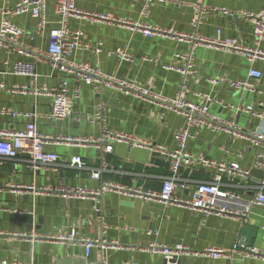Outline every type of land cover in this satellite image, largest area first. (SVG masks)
<instances>
[{
  "label": "crops",
  "instance_id": "obj_1",
  "mask_svg": "<svg viewBox=\"0 0 264 264\" xmlns=\"http://www.w3.org/2000/svg\"><path fill=\"white\" fill-rule=\"evenodd\" d=\"M20 0H0V8L14 5ZM55 0H46L45 16L47 28L42 37L35 32L36 21L27 12L6 16L0 12V31H12L23 43V52L11 47H0V110L10 109L12 117L0 112V129H24L25 113H34L38 129L47 135L66 136L75 139L97 138L99 125L89 120L94 104L104 103L106 125L113 131L131 134L137 139L173 147V134L183 125V116L168 103L148 98L136 90L125 91L117 84L108 85L109 79L135 85L151 91L163 99H171L182 90L187 101L202 103L203 94H210L221 101L211 103L209 111L226 122L218 131L203 128L187 141V150L193 155L236 162L243 168H251L257 154V147L249 140L253 133L264 134V121L246 112L235 113L226 105L242 102L256 109L257 101L264 98V59L249 62L244 53H235L219 47L197 45L194 47L195 77L186 81L181 89L182 77L174 69L166 68L178 64L175 53H186L190 44L171 38L168 34L144 35L130 24L109 22L107 18L81 20L71 18L68 26L80 28L86 47L79 48L69 56L76 62H88L98 67L104 78L99 94L91 86L79 82V96L65 98L61 110L49 117L56 103L55 98L43 92V85L49 90L58 87L67 77L71 93L76 83L72 75L52 71L44 53L49 38L47 32L57 26L54 10ZM143 0H77L76 5L85 11L132 23L138 21ZM202 10L197 28L191 19ZM249 11L264 10V0H154L150 12L144 18L146 24L161 30L197 32L204 38H214L220 29L222 38H230L240 45L253 47V25L242 15H231L221 10ZM264 50V39L260 43ZM120 48L131 55V60L119 59L113 52ZM32 61L38 74L37 81L13 74V63ZM250 67L262 72L255 81L260 93L239 94L231 88L235 79H244ZM217 78L213 84L209 79ZM27 83L28 93L13 91L14 84ZM47 151L58 155L55 171L32 172L23 162L0 160V264H61L69 259L70 264H100L105 258L107 264H163L165 257L147 249V244L156 240L168 246L183 244L202 251L207 247L230 249L240 241L243 224L256 227L251 246L264 248V206H251L247 216L220 217L215 214L203 216L188 207L164 206L159 201L128 197L120 192L102 191L97 203L90 198L64 197L56 192L33 193L20 188L33 183L37 187L81 185L100 189L107 183H119L126 187L159 189L162 178L169 173V161L126 143H115L110 153H103V159L111 170L104 171L98 179L91 178L88 168H79L73 159L80 158L89 167L100 162V152L93 144L49 143ZM224 149L229 152L225 153ZM181 174L189 181H199L211 176L212 171L202 165L182 167ZM262 168H254L247 181L254 185L263 177ZM237 184L243 181H235ZM244 183V182H243ZM242 198L253 196V191H242ZM175 194L186 198L191 190L177 188ZM95 204L99 211L94 209ZM12 213H31V231L26 223L15 220ZM75 229L76 238L102 239L104 247H93L86 255L77 240L63 241L57 237L67 236ZM148 229L158 232L157 236L146 234ZM13 233L25 234L15 236ZM115 243L116 248L110 247ZM176 264H264L263 261L234 255L231 258H211L205 255L181 256Z\"/></svg>",
  "mask_w": 264,
  "mask_h": 264
},
{
  "label": "built area",
  "instance_id": "obj_2",
  "mask_svg": "<svg viewBox=\"0 0 264 264\" xmlns=\"http://www.w3.org/2000/svg\"><path fill=\"white\" fill-rule=\"evenodd\" d=\"M77 0H55L54 10L57 16V26L48 30L49 38L47 51L44 55L50 65L52 71H62L73 76L75 87L69 91L67 86V77L62 78L58 87L49 90L43 85V92L55 98L51 114L52 117L59 113L61 105L65 98H77L79 96L78 83H84L91 86L95 94H99L104 75L98 67L91 66L88 62H76L71 60L69 56L73 51L86 47L83 40V31L80 28L71 29L68 26V20L71 18L81 20H97L107 18L109 22L130 24L132 30L138 28L142 34H168L171 38L180 42H188L190 48L186 53H175V58L178 59V64L167 65L166 68L174 69L182 77L181 89L186 86V81L189 78L195 77L194 69V47L197 45H207L219 47L235 53H244L249 62L257 59H264V50L261 49L260 43L264 39V10L258 13L249 11H229L222 9L223 13L231 15H242L247 18L253 25V47H247L236 43L230 38H222L220 29H217L214 38H204L199 36L195 31L193 33L177 32L172 29L161 30L157 27H152L145 22L144 18L150 12V5L154 0H143L140 10V19L135 23L130 22L126 18L119 19L108 17L107 15L93 13L80 9L76 5ZM163 2H172L173 0H160ZM46 0H20L12 6L0 8V12L6 16L17 15L20 13H29L36 21L35 32L42 37L47 28V20L45 16ZM202 10H198L196 15L191 19L193 27L198 26ZM0 47H11L13 51L23 52L25 46L18 41L17 34L8 30L0 31ZM119 59L131 60L125 50L120 48L113 52ZM13 74L25 76L35 82L38 79L35 63L32 61H16L13 63ZM262 77V72L256 68L250 67L247 72V77L244 79H235L231 82V88L239 94H255L260 93L257 89L255 81ZM209 82L215 84L217 78L209 79ZM117 84L125 88L126 92L136 90L150 96L153 99L170 103L171 106L183 116L182 127L173 134V147H167L162 144L152 143L150 141L137 139L131 134L121 131H113L106 125L104 116V103L98 101L94 104L93 111L89 120L99 125L100 135L97 138H82L75 139L72 137L52 136L42 133L34 120V113H25L27 119L24 129L13 130L10 128L0 129V160L8 159L23 162L25 167L32 172L55 171L58 166V155L54 152L47 151L44 146L49 143H64V144H93L100 152V162L94 167H89L87 163L80 158L73 159V164L79 168H88L91 171V178L98 179L104 171L111 170L112 167L103 159V153H110L115 143H126L134 147L144 148L151 153L160 157L166 158L169 161V173L162 178V184L159 189H147L141 187H126L119 183H107L102 185L100 189H90L85 186L76 185L70 186L59 184L57 186L37 187L33 183L20 186L22 190L33 193L40 192H56L64 197H80L90 198L93 201L98 200L102 191L120 192L128 197H137L145 200L159 201L164 206L175 205L179 207H188L194 211H198L207 216L215 214L220 217H242L245 218L251 206H264V174L263 177L254 185L247 181L251 178V172L254 168H262L264 170V134L253 133L249 138L251 144L257 147V154L251 168H243L238 163H227L223 160L208 158L204 155H193L187 150V141L195 137L203 128H209L213 131H218L227 126L224 119L210 113L209 106L211 103L221 105V101L214 98L210 94H203V102L196 103L187 101L182 97V90L171 99H163L161 96L152 93L151 91L141 89L135 85L124 84L115 80H110L108 85ZM1 88V85H0ZM13 91L20 93H28L30 87L27 83L14 84ZM264 94V91H262ZM256 109L252 105L239 102L237 104L226 105L235 113L246 112L260 121H264V98L257 101ZM1 113H7L14 117L15 112L7 108H2ZM225 153L229 151L224 149ZM202 165L210 169L212 174L209 178L199 181H189L188 178L181 174L182 167H194ZM243 181L236 183L235 181ZM177 188L191 190L189 197L181 198L175 194ZM238 188L242 191H253L254 195L247 198H242ZM0 209H3L0 207ZM94 209L99 211L95 204ZM8 232L0 230V235H7ZM146 234L149 236H157L158 232L154 229H148ZM15 236H23L25 234L13 233ZM59 240H77L83 246L85 254L88 255L93 247H104L102 239L76 238L75 229H71L67 236L59 235ZM147 249L152 252H157L165 258H175L178 260L181 256H198L205 255L211 258H231L234 255L239 257H250L264 262V248L249 246L243 242L236 241L230 249L219 247H207L202 251L191 249L183 244H175L168 246L160 243L155 239L147 244ZM110 247L116 248L115 243H111ZM2 264H7L2 261ZM10 264H17L12 262ZM100 264H107L105 258L100 260ZM129 264H136L131 262Z\"/></svg>",
  "mask_w": 264,
  "mask_h": 264
},
{
  "label": "water",
  "instance_id": "obj_3",
  "mask_svg": "<svg viewBox=\"0 0 264 264\" xmlns=\"http://www.w3.org/2000/svg\"><path fill=\"white\" fill-rule=\"evenodd\" d=\"M148 98H152L147 96ZM153 99V98H152ZM156 100V99H155ZM167 103V102H166ZM171 105L170 103H168ZM11 217L15 220H21L26 223V231H31L33 229L32 221L33 217L31 213H12ZM257 228L250 227L248 224H243L240 232V242L245 243L246 245L251 246L253 238H255ZM178 260L175 258H165L163 264H176ZM69 259L61 261V264H70Z\"/></svg>",
  "mask_w": 264,
  "mask_h": 264
}]
</instances>
